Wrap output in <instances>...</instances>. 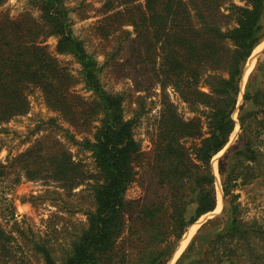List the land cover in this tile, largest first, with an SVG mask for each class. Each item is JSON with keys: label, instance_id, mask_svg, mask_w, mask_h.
Here are the masks:
<instances>
[{"label": "trees", "instance_id": "trees-1", "mask_svg": "<svg viewBox=\"0 0 264 264\" xmlns=\"http://www.w3.org/2000/svg\"><path fill=\"white\" fill-rule=\"evenodd\" d=\"M30 1L39 6L41 22L0 18V126L26 114L28 90L38 88L48 106L71 124H97L93 139L86 138L82 145L92 153L98 172L92 186L95 208L87 213V225L60 254L46 242L34 243L35 254L43 264H168L189 227L217 207L211 163L236 128L233 114L245 66L264 41V0H241L244 6L231 4L229 14L222 12L226 0H120L123 9L108 19L120 28L133 27L135 51L146 54L164 92L149 152L135 137V120L125 118L123 97L104 89L101 67L74 35L65 0ZM111 4L109 0L108 10ZM51 36L58 40L56 53L71 55L81 66L80 79L40 44V38ZM79 84L91 93L90 98L77 94ZM168 88L192 109L198 107L199 116L183 117L166 95ZM261 96L246 91L239 114L240 145L220 163L228 205L231 196L236 198L237 187L245 184H239L243 174L239 167L260 153L251 125L260 124L256 136L262 135ZM256 104L259 109L253 111ZM6 173L16 182L51 179L73 189L87 177L58 143L47 149L36 145L0 163V176ZM139 174H146L145 195L129 200L127 191ZM9 214L13 218L14 212ZM226 216L223 233L240 232L246 239L247 231L241 230L233 208L226 210ZM218 220L200 229L183 257L194 249L203 230ZM18 243L0 223V264H32ZM229 253L225 261L243 256L234 250Z\"/></svg>", "mask_w": 264, "mask_h": 264}, {"label": "rangeland", "instance_id": "rangeland-1", "mask_svg": "<svg viewBox=\"0 0 264 264\" xmlns=\"http://www.w3.org/2000/svg\"><path fill=\"white\" fill-rule=\"evenodd\" d=\"M108 1L65 0V4L70 9L69 21L74 35L84 42L88 53L101 67L100 79L104 89L123 97L125 118L135 120V137L142 144V149L149 152L152 139L156 136L164 92L156 82L146 54L141 50L135 51L134 40L137 34L133 27L124 25L120 28L114 20L108 19L114 11L123 9L120 0H112L111 10L107 9ZM231 4L244 6L241 0H226L222 12L229 14L227 9ZM6 16L13 20L29 17L41 22L39 6L30 0H4L0 5V18ZM57 41L54 36L39 39L41 45L47 46L49 52L80 79L81 66L71 55L56 53ZM251 66L247 73L245 66L240 85L238 104L233 114L236 128L227 146L211 163L216 176L217 207L196 222L191 236L187 233L192 225L189 227L168 264H194L198 260H201L199 264H264V132L256 136L260 124L253 122L251 125L257 141L255 148L260 153L255 160L239 167V171L243 173L239 184L242 181L245 184H241L234 191L236 198H229L231 205L226 204L219 173L221 161L240 145L239 114L245 103L246 91L249 89L254 96L261 93L260 101L264 103V47L254 56ZM203 90L208 91L207 88ZM75 91L85 98L91 97L83 84H79ZM166 95L183 117L191 119L199 116V108L192 109L182 102L172 88L167 89ZM28 101L29 109L26 114L0 126V163L6 164L14 156L36 145L47 149L58 143L71 153L73 160L87 174L85 181L74 189L51 179L22 178L16 182L10 173L0 176V223L5 230L16 236L18 244L32 264H43L33 250L34 243L46 242L53 245L55 254H60L87 225V213L95 208L92 186L98 172L92 153L85 150L82 143L86 138L93 139V125L97 124H71L63 115L48 106L38 88L28 90ZM256 106L257 104L252 108L253 111L259 109ZM261 106L263 107L262 103ZM262 116L260 114L259 118ZM147 185L146 174L145 177L139 174L127 191V199L144 197ZM230 208H233L239 219L241 230L247 231L246 239L240 232L234 235L223 233L229 219L226 210ZM11 212H14L13 218H8ZM216 219L219 222L207 226L202 236L196 239L191 253L183 257L192 241L200 234V229ZM220 234L223 237H218ZM186 236L190 238L187 239ZM13 245L15 246V242ZM230 250H234L237 253L235 255L243 256L241 259L225 261L223 257L230 254Z\"/></svg>", "mask_w": 264, "mask_h": 264}, {"label": "bare ground", "instance_id": "bare-ground-1", "mask_svg": "<svg viewBox=\"0 0 264 264\" xmlns=\"http://www.w3.org/2000/svg\"><path fill=\"white\" fill-rule=\"evenodd\" d=\"M262 47H264V42L263 43H261L259 46H257L256 48H255V50L253 51V53H252V55H251V57L249 58V60H248V63H247V65H246V73L248 72V71H250V69H251V65H252V62H253V58H254V56H256V54L257 53H259L261 50H262ZM195 225H196V223L195 224H193L192 226H191V228L189 229V231H188V235L190 234V236L192 235V233H193V230L195 229ZM185 235V234H184ZM187 235V236H188ZM186 236V237H187ZM190 236L189 237H187V239L188 238H190ZM183 239H184V237H183ZM183 239H182V241H183ZM181 243V242H180ZM185 243H183V245H184ZM175 255V254H174Z\"/></svg>", "mask_w": 264, "mask_h": 264}, {"label": "water", "instance_id": "water-1", "mask_svg": "<svg viewBox=\"0 0 264 264\" xmlns=\"http://www.w3.org/2000/svg\"><path fill=\"white\" fill-rule=\"evenodd\" d=\"M181 242V241H180ZM173 257V256H172ZM172 259V258H171ZM171 261V260H170Z\"/></svg>", "mask_w": 264, "mask_h": 264}, {"label": "crops", "instance_id": "crops-1", "mask_svg": "<svg viewBox=\"0 0 264 264\" xmlns=\"http://www.w3.org/2000/svg\"><path fill=\"white\" fill-rule=\"evenodd\" d=\"M263 42H264V41H263ZM263 42H262V43H263Z\"/></svg>", "mask_w": 264, "mask_h": 264}]
</instances>
